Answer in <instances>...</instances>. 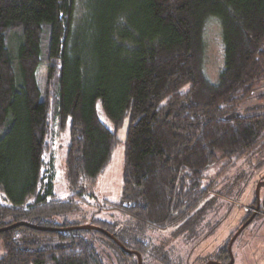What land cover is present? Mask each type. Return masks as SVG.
I'll list each match as a JSON object with an SVG mask.
<instances>
[{"label":"trees","instance_id":"16d2710c","mask_svg":"<svg viewBox=\"0 0 264 264\" xmlns=\"http://www.w3.org/2000/svg\"><path fill=\"white\" fill-rule=\"evenodd\" d=\"M210 17L224 43L216 82L205 71ZM263 78L264 0H87L79 24L75 0H0V264H106L91 238L51 216L74 209L73 191L91 189L120 144L114 208L146 230L181 221L188 229L205 210L206 170L257 148L264 114L237 110ZM57 118L70 138L69 198L54 193ZM20 221L39 226L22 228L36 240L19 236ZM93 224L115 236L121 262L138 264L126 248L144 259L137 234L116 233L102 218Z\"/></svg>","mask_w":264,"mask_h":264},{"label":"rangeland","instance_id":"374dc122","mask_svg":"<svg viewBox=\"0 0 264 264\" xmlns=\"http://www.w3.org/2000/svg\"><path fill=\"white\" fill-rule=\"evenodd\" d=\"M86 1L75 0L77 24L85 14ZM205 45V71L211 81L216 82L224 66L222 27L216 17H210L207 21ZM38 76L45 95L50 89L45 66L41 67ZM50 93H53L52 90ZM97 109L101 119L111 126L100 104ZM237 113L264 114V78ZM127 128L128 119L118 131L122 140L126 137ZM49 139L55 164L54 193L57 197L69 198L74 192L78 201L73 210L57 213L51 219L58 223L68 221L74 224L73 227H78L81 234L91 238L106 264L124 262L115 255V241L112 239L115 236L95 226L93 221L96 218L113 223L116 233L137 234V239L148 248L144 259L141 257L143 264H209L224 251L228 254L229 248L234 264H264V207L258 210V202L264 199V128L256 150L239 156H220L206 170L203 183L210 187V191L203 205L205 210L202 213L194 212V221L188 229L181 221L146 230L139 227L130 215L114 208L112 203L121 194L123 144L117 147L111 165L91 189L82 188L80 192H72L66 172L70 138L68 130L61 128L59 118L55 121V128H51ZM20 222V229L24 226L39 227L28 221ZM18 232L19 236H25V240H36V234L28 230ZM233 239L235 241L231 244ZM126 250L129 253L133 251ZM5 252V239L0 233V256ZM224 262L230 263V258L226 256Z\"/></svg>","mask_w":264,"mask_h":264},{"label":"flooded vegetation","instance_id":"af4514ba","mask_svg":"<svg viewBox=\"0 0 264 264\" xmlns=\"http://www.w3.org/2000/svg\"><path fill=\"white\" fill-rule=\"evenodd\" d=\"M262 207H264V199H263V202H258V210H261V208ZM245 228V227H244ZM243 228V229H244ZM242 229V230H243ZM241 230V231H242ZM235 240L233 239V241L231 242V244L234 242ZM230 249L231 248H229V251H228V254H226V252L224 251L217 259H215V260H211L210 262H209V264H229V263H225L224 262V259L226 258V256H228L229 258H230V262H231V260H232V255H231V252H230ZM234 260V259H233ZM232 264H234V261H233V263Z\"/></svg>","mask_w":264,"mask_h":264},{"label":"water","instance_id":"95a60500","mask_svg":"<svg viewBox=\"0 0 264 264\" xmlns=\"http://www.w3.org/2000/svg\"><path fill=\"white\" fill-rule=\"evenodd\" d=\"M135 253L136 255H137V257H138V264H141L142 263V260H141V256L139 255V253L138 252H136V251H132L131 253ZM233 258H232V260H231V262L229 263V264H232L233 263Z\"/></svg>","mask_w":264,"mask_h":264}]
</instances>
